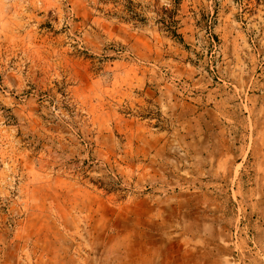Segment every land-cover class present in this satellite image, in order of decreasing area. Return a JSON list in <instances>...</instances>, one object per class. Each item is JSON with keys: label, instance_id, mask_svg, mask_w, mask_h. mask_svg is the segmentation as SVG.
Instances as JSON below:
<instances>
[{"label": "rangeland", "instance_id": "374dc122", "mask_svg": "<svg viewBox=\"0 0 264 264\" xmlns=\"http://www.w3.org/2000/svg\"><path fill=\"white\" fill-rule=\"evenodd\" d=\"M0 264H264V0H0Z\"/></svg>", "mask_w": 264, "mask_h": 264}]
</instances>
